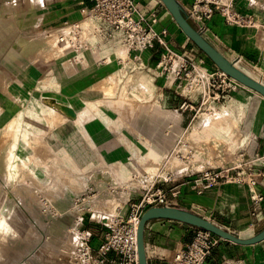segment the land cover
<instances>
[{
  "label": "rangeland",
  "instance_id": "1",
  "mask_svg": "<svg viewBox=\"0 0 264 264\" xmlns=\"http://www.w3.org/2000/svg\"><path fill=\"white\" fill-rule=\"evenodd\" d=\"M4 1L0 0V129L6 121L5 114L14 115L17 108L27 104L30 96L36 94L40 99L49 98L47 100L59 105L61 117L74 119L88 136L82 140L87 156L75 157L76 162L64 166L62 170L59 168L62 164L54 163L42 155L40 150H34L31 156L34 171L43 178L27 170L23 176L8 184L0 169V200L9 205V220L19 232V237L11 242L0 239V264H76L83 242L88 238L90 240L86 223L89 222L94 231L103 225L108 232L116 218L123 222L130 218L131 203L142 199L149 189L164 188L174 180L178 182L199 176L207 169L244 164V151L251 149L258 125L264 120L262 94L242 86L224 100H205L201 98L200 89L188 85L179 86L178 81H174V75L163 71L160 61H168L169 67L177 66L182 61L184 54L173 48L170 49L178 52V57L168 60L167 50L156 58L150 55V48L143 51L128 50L122 37L119 34H107L106 26L91 12L83 16L90 17L92 26L84 34L81 19L53 24L48 18L43 20L41 12L32 2L27 1L18 15L16 2ZM203 1L238 5V8L245 7L247 2ZM204 2L201 4L204 5ZM255 3V9L264 11L261 1ZM235 6L236 11L248 14ZM67 24L72 25L73 43L67 52L55 57L53 70L50 68L51 61L37 65L22 54H12L11 50L18 44V39L27 41L42 31ZM75 24L80 26L79 29L75 28ZM195 26L199 29L198 24ZM121 46L127 50L126 57L119 51ZM233 61L264 81V75L252 65L241 60ZM52 71L59 77L49 76ZM110 73H115V93H109ZM142 77L148 82V93L140 98L127 92L132 91ZM6 81H14L22 86L24 91H20L16 84L9 85L12 94L20 96V101H10L5 88ZM120 97L128 102L123 107L112 109L114 116L124 122L123 130L99 115L86 117L93 114L92 111L87 113L90 101L116 100ZM140 105L146 107L148 117L136 121ZM224 107L241 114L243 121L249 120V140L235 152L227 154L223 160L211 158L192 166V146L196 144L192 132L196 121L204 114L213 116L215 110ZM121 134L127 138L118 144L120 148L115 146L116 152L120 153L113 156L103 144L118 142ZM2 137L0 145L3 147L6 138ZM136 141L143 143H139V149ZM146 142L174 151L189 167L185 164H171L166 160L159 164L158 172L148 171L141 159L149 144ZM1 146L0 151L3 149ZM131 161L134 163L129 173L120 171L121 163ZM263 221V214L255 215V220L250 222L254 223L253 233L264 228ZM165 254L172 259L174 251L163 250L161 255Z\"/></svg>",
  "mask_w": 264,
  "mask_h": 264
},
{
  "label": "crops",
  "instance_id": "2",
  "mask_svg": "<svg viewBox=\"0 0 264 264\" xmlns=\"http://www.w3.org/2000/svg\"><path fill=\"white\" fill-rule=\"evenodd\" d=\"M12 1L18 5V15L27 1L32 2L41 12L40 16L43 20L48 18V21L53 24L82 19L87 9L94 3L92 0H11L10 2ZM138 1L150 20L154 15L157 17L154 28L159 33L160 40H157L155 46L150 48L152 49L150 55L157 58L173 48L192 61L208 66L211 70L218 68L183 31L163 0ZM195 1L179 0L187 14ZM251 1L253 0H247L245 7L234 6L252 15L258 23L256 22L253 26H241L227 21L219 10H215L213 15L205 21L204 34L229 59L244 61L264 75V11L254 7V3L258 1L264 5V0ZM263 151L264 120L258 125L257 135L251 149L244 151V159L250 160ZM254 170L257 180L254 186L248 182H222L201 191L198 188L186 186L183 180H178V182L174 180L167 183L164 188L172 206L192 210L238 235L251 236L256 233H253L254 223L250 222L255 220L256 214L264 215V198L262 200L254 198L259 192L264 195V164L262 161L254 162ZM176 189H180L179 194ZM89 224L88 222L85 226L90 235V244L96 250L105 239L107 232L103 225L94 231ZM196 230L197 226L179 220L169 218L149 220L145 230L149 264H172V259L167 254L161 255L162 251L175 252L185 247L195 238ZM221 240L207 264H219L227 257H240L248 264H264V240L250 245L237 244L224 238Z\"/></svg>",
  "mask_w": 264,
  "mask_h": 264
},
{
  "label": "bare ground",
  "instance_id": "3",
  "mask_svg": "<svg viewBox=\"0 0 264 264\" xmlns=\"http://www.w3.org/2000/svg\"><path fill=\"white\" fill-rule=\"evenodd\" d=\"M81 23L82 28L85 29L83 31L84 34L92 29L89 16L81 19ZM71 27V24L60 25L59 27L42 31L30 40L21 41L18 39L16 42L19 44V47H17V44L16 47L12 48L11 52L13 55L22 54L27 57L29 61L32 60L36 62L37 65L39 63H46V61H51L50 68L53 70V66H55L54 63H56L55 57L68 50L73 43V38L71 36L73 34V29H71ZM92 36H94L93 33ZM119 51L124 57H126L127 50L123 46L119 48ZM234 62L240 69L264 83L262 79L255 77V75L238 65L236 61ZM114 74L115 73H110L109 75V93H115ZM49 76L59 77L54 71L50 72ZM10 84H16L20 91H24V89L14 81L5 82L6 92L9 94L10 101H20V96L12 94L9 87ZM243 84L244 86L255 90L257 93L262 94L255 88L245 83ZM148 89V82L142 77L139 79L136 87L132 89V91L127 92L133 93L137 97L142 98L143 94L148 93ZM262 95L264 96V94ZM47 99L49 98L44 99L43 97L40 99L36 94H32L29 102L21 105L20 108H17L14 115H4L6 121L2 124L3 127L0 129V137L4 136L2 139L6 138L7 142L3 140L4 146L2 147L0 145L1 148H3L0 151V169L4 172V175L6 176L5 180L8 184L13 182L17 177L23 176L27 170L34 172V176L43 178L37 171H34V162L31 159L34 150L38 149L42 152V155H45L49 160L52 159V162L57 164L60 163V165L62 164V166L59 167L61 170L64 166H70L75 163V157L83 158L87 156L86 148L83 147L82 143V140L83 138H86L87 133L84 132V129L78 126L74 119L61 117L60 112L58 111L59 105H56L55 103H52L53 101ZM118 99L115 100V98H113L112 100L106 101L98 99L96 101H90L87 113L92 111L93 114L91 113L86 117L99 115L106 120V122H114L119 129L121 128L123 130L124 122L114 116V110L112 108L116 109V106L123 107L128 100L122 97ZM133 101L138 102V100ZM213 114V116H208L207 114L202 115L199 120L196 121L194 127L192 126V134L196 139V144L192 146L193 153L191 155L192 159L190 160L192 166H195L199 162L209 161L211 158H220L223 160L226 158L227 154L230 155V152H235L240 145L246 143L250 138L248 134L249 128H247L249 120L243 121L241 114H236L229 107L215 110ZM136 116V121L139 118L148 117L146 107L140 105ZM213 118L217 121L215 122ZM133 123H135V121ZM126 138V135L121 134L118 142L104 143L103 147L109 154L115 156L120 153L116 152L115 146L120 148V145L118 144L125 141ZM141 142L142 141L135 142L137 149H139V143L143 144ZM148 143V145H146V150L143 151L141 156L142 162L145 164V168L148 171H151L152 173L158 172L160 169L159 164L166 160L171 164H185L189 167L187 163L180 160L179 156L174 151L163 149L155 143ZM133 163L134 162L132 161L129 163H121L120 171L129 173ZM76 167H78L77 164ZM42 181H46V179H43ZM9 209V205L0 200V239L7 242H11L16 237H19L18 230L9 220L7 213ZM139 222L140 219L137 222V231L139 228Z\"/></svg>",
  "mask_w": 264,
  "mask_h": 264
},
{
  "label": "built area",
  "instance_id": "4",
  "mask_svg": "<svg viewBox=\"0 0 264 264\" xmlns=\"http://www.w3.org/2000/svg\"><path fill=\"white\" fill-rule=\"evenodd\" d=\"M92 1L94 2L92 7L86 12H91L99 18L106 26L107 34H119L128 50L143 51L154 47L156 41L160 40V35L154 28V23L157 21L156 15L150 20L143 12L138 0ZM202 2L204 1L197 0L188 15L195 24H199V30L203 34L206 31L205 21L213 15L215 10H219L229 22L241 26L255 25L252 15L236 11L232 4L206 1L203 5ZM75 25V28L79 29L80 26ZM168 51V60L179 56L176 51L171 49ZM181 59L182 61L177 66L170 65L169 67L168 61L164 60L159 64L163 66V71L175 76L174 81H178L179 86L188 85L191 88L200 89L201 98L205 100H224L244 86L219 67L211 70L202 63L197 65L185 55ZM257 160L264 164V151L250 160H244V164L239 166L226 165L207 169L199 176L183 180V184L201 191L222 182H248L254 186L257 183L254 162ZM176 192L179 194L180 189H176ZM254 198L262 200L264 195L259 192ZM155 205H171L167 192L162 187L151 188L142 199L133 201L129 208L130 218L126 222L116 218L114 224L109 226L105 240L96 250L90 244L89 238L85 240L76 264H140L137 222L145 210ZM221 239L212 231L197 227L195 238L185 247L175 250L171 262L172 264H207L215 248L222 241ZM219 264L248 263L240 257H227Z\"/></svg>",
  "mask_w": 264,
  "mask_h": 264
},
{
  "label": "water",
  "instance_id": "5",
  "mask_svg": "<svg viewBox=\"0 0 264 264\" xmlns=\"http://www.w3.org/2000/svg\"><path fill=\"white\" fill-rule=\"evenodd\" d=\"M173 17L183 31L214 61V63L230 76L245 83L264 94V83L240 69L203 34L182 8L179 0H163ZM169 218L179 220L197 227L205 228L216 235L237 244L250 245L264 240V228L251 236L238 235L216 222L189 209L171 206L155 205L145 210L140 218L138 228V250L140 264H149L146 251L145 230L149 220Z\"/></svg>",
  "mask_w": 264,
  "mask_h": 264
}]
</instances>
